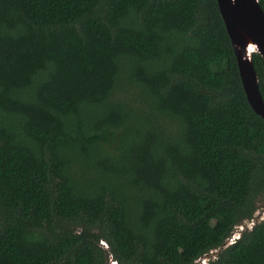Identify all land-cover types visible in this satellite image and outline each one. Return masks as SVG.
<instances>
[{"label": "trees", "instance_id": "16d2710c", "mask_svg": "<svg viewBox=\"0 0 264 264\" xmlns=\"http://www.w3.org/2000/svg\"><path fill=\"white\" fill-rule=\"evenodd\" d=\"M259 196L216 0H0V264H264Z\"/></svg>", "mask_w": 264, "mask_h": 264}, {"label": "water", "instance_id": "95a60500", "mask_svg": "<svg viewBox=\"0 0 264 264\" xmlns=\"http://www.w3.org/2000/svg\"><path fill=\"white\" fill-rule=\"evenodd\" d=\"M216 3L230 39L246 99L252 110L264 120V100L252 63V53L256 52L262 59L264 84V11L258 0H216ZM263 218L254 217L237 223L223 247L233 243L242 231L251 229ZM241 224L246 225L245 229Z\"/></svg>", "mask_w": 264, "mask_h": 264}, {"label": "rangeland", "instance_id": "374dc122", "mask_svg": "<svg viewBox=\"0 0 264 264\" xmlns=\"http://www.w3.org/2000/svg\"><path fill=\"white\" fill-rule=\"evenodd\" d=\"M256 206H257V208H256L254 215L258 216V218H256V219L259 220L260 217L261 218L264 217V212H261L262 209H264V198L263 197H260V196L258 197L257 202H256ZM241 225H242L243 229H245L246 225L245 224H241ZM100 243L102 244V242H100ZM214 251L216 252V250H214ZM211 252H213V251H211ZM211 255H213V253ZM207 261H208V258H206L205 260L203 259L199 262V264H207Z\"/></svg>", "mask_w": 264, "mask_h": 264}, {"label": "bare ground", "instance_id": "6f19581e", "mask_svg": "<svg viewBox=\"0 0 264 264\" xmlns=\"http://www.w3.org/2000/svg\"><path fill=\"white\" fill-rule=\"evenodd\" d=\"M115 264V263H114Z\"/></svg>", "mask_w": 264, "mask_h": 264}]
</instances>
